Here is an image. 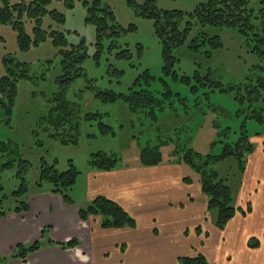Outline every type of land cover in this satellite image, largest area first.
<instances>
[{
	"label": "rangeland",
	"instance_id": "374dc122",
	"mask_svg": "<svg viewBox=\"0 0 264 264\" xmlns=\"http://www.w3.org/2000/svg\"><path fill=\"white\" fill-rule=\"evenodd\" d=\"M92 1L69 0L67 4L64 0H52L47 8L49 10L55 8L63 14V22L57 23L50 19L49 15L44 16L41 29L47 33V40L37 46H30L26 51L18 48L17 33L11 25L0 23V78L8 73V67L14 63L28 66V73L32 78L18 79L17 95L9 119L0 104V140L10 142L14 150V154L10 156L14 159L11 162L12 166L0 170L2 190L0 198L3 199L5 209L13 208L18 203V200L11 194L20 185L17 177L20 171L24 175L27 187V195L22 199L26 200L32 193L50 189L47 182L38 186L44 162L45 167L53 166L58 171H65L69 168L71 160V163L79 170V174L68 194L73 200L79 201L83 199L85 171L89 166L88 161L92 153L99 151L113 153L122 158V164L133 163L138 158L141 146L146 145L148 141L154 145L162 137L173 135V128L178 129L179 137L183 135L181 137L183 141L188 140V126H194L192 145L199 154L204 157L217 156L222 150V144L218 142V131L213 127L214 115L212 114L198 119L201 110L195 109L196 111L192 113L188 111L183 118H174L172 112L166 111L162 113L161 120L153 123L148 120L142 109L131 111L121 99L110 103L95 97V91L98 89L128 93L129 87L133 85L137 77L142 86L148 87L156 95L162 97L160 93L163 84L160 79L163 73L161 44L154 32L153 19L137 11L144 6L145 0H132L136 8L131 6L128 0H102L103 4L113 11L121 33L116 39L115 47L109 48L110 37L103 39V46L98 55H96L98 50L95 26L85 20L87 9L84 2ZM201 1L204 0H154L150 5L152 10L192 12L196 4ZM1 2L2 0H0V6ZM11 2L15 1L11 0ZM185 21L186 17L180 21V27L184 26ZM32 26L33 22L24 18V28L27 33H31ZM192 28L188 39L198 30L196 24ZM52 31L65 35L67 45L62 48L63 50H70L71 45L82 42L86 52L82 64L83 74L64 88H59L57 82V78L62 74L61 55L58 53L60 49L52 43V37L49 35ZM213 33L221 36L223 49L215 52L211 59L205 60L200 55H191L183 46L176 51L179 61L174 64V71L178 75L190 76L194 70L214 67L226 81L229 79L243 80L257 64L256 58L247 51L243 37L236 30L227 28L221 32L215 30ZM123 49L125 52L121 56L118 55V52ZM9 59L12 61L6 62ZM145 70L153 76L149 85H146L142 76ZM223 70L228 73V77L223 74ZM167 80L173 92L193 100L188 87ZM61 98L76 105L73 109V121L79 124V132L78 141L75 144H62L54 138L64 135L73 138L77 135L72 131L70 123L66 125V129L62 130L61 127H57L54 131V127L47 120L50 109L57 105L56 99ZM209 100L215 105L230 109L232 114L234 113V106L229 97L215 94ZM182 107L178 102L177 109L183 112ZM221 121L224 128L227 126L234 132L239 131L240 120L237 118L227 121L221 119ZM157 124H162L160 131L156 127ZM102 126L111 129L102 131L101 128H104ZM247 129L251 136L250 140L251 138L259 140L261 136L257 134L263 133L262 125L255 121H247ZM58 131L64 135H55ZM235 136L232 137L233 140ZM181 144L180 139L179 145ZM0 145L4 146L2 143ZM172 147L169 144L160 148L162 155L169 160L171 159L168 153ZM8 158L7 152L0 151V166L7 162ZM18 158L27 160L29 163L19 162ZM209 167L229 185L234 199L241 177L237 161L234 158H227L214 161ZM185 168L186 177L198 178V174L191 167L187 165Z\"/></svg>",
	"mask_w": 264,
	"mask_h": 264
},
{
	"label": "trees",
	"instance_id": "16d2710c",
	"mask_svg": "<svg viewBox=\"0 0 264 264\" xmlns=\"http://www.w3.org/2000/svg\"><path fill=\"white\" fill-rule=\"evenodd\" d=\"M2 0L0 6V23L9 24L16 31V40L18 48L26 51L30 46L47 40V33L41 29L43 17L49 15L50 19L62 23L63 14L59 13L55 8L49 10L47 6L52 0ZM67 4L69 0H64ZM129 4L135 7L132 0H128ZM154 0H145L144 6L137 11L145 17L153 19L154 32L161 44L162 56V73L160 81L162 85V97L156 95L148 87L142 86L140 79L137 77L133 85L129 87L128 93L115 92L113 90H96L95 97L103 102H115L121 99L128 105L131 111L142 109L148 120L153 123L161 120L162 113L166 111L172 112L175 117H184L188 111L194 112L195 109L201 110L200 117L207 114L214 115L213 127L218 131V142L222 144V150L217 156H202L193 147V127L188 125V140H184L178 136V129L173 128V135L162 137L156 144L149 141L146 145L141 146L138 153L139 163L142 165H157L163 161L161 147L172 145V150L168 153L170 161L175 163H184L191 167L198 174V181L201 186L202 193L207 197V210L215 211V225L219 229H223L226 223L235 215L237 211L246 214L250 211V205L242 210L234 205V199L231 188L224 179L218 177L217 173L210 169L209 165L214 161L234 158L237 161L238 172L242 173L245 168L247 156L253 151L254 143L250 140L247 121H255L262 125L264 135V0H204L196 4L192 12H183L182 10H152ZM87 9L86 21L95 26V37L97 52L99 54L102 48L103 39L111 38L109 48L116 46V39L121 33V28L115 20V15L111 8L103 4L102 0H93L92 2H84ZM136 8V7H135ZM186 17L183 27H180V21ZM24 18L33 22L31 33H27L24 28ZM196 24L198 30L189 39L192 32V26ZM225 28L236 30L243 38V42L247 51L256 58L257 64L253 66L250 74H247L243 80L229 79L225 80L216 68L206 67L204 69L194 70L189 75H178L173 66L179 61L176 51L183 46L187 48L191 55H200L203 59L209 60L218 50L223 49V41L219 34L213 31H222ZM52 37V43L57 46L61 55V75L57 78L59 88L70 85L76 78L83 74V61L86 52L82 42L73 44L70 50H63L67 45L66 37L58 31H52L49 34ZM188 39V40H187ZM125 49L118 52L122 55ZM12 61L11 59L6 60ZM199 65V64H198ZM8 73L0 78V104L6 111L7 119L12 112L14 101L17 95L18 79H32L28 73V66L25 64L14 63L7 69ZM225 76L228 73L223 70ZM146 85H149L153 76L148 70L142 74ZM171 83H180L188 87L189 93L193 100L182 97L179 93L172 90ZM139 86V87H137ZM219 94L227 96L231 99L234 106V113L219 105L211 103L209 98L212 95ZM175 97V98H174ZM57 105L50 109L47 120L54 127L66 129L67 124L72 125V131L77 135L66 137L55 136L62 144L78 141L79 124L73 121V114L76 105L67 99H56ZM180 103L183 112L177 109V103ZM157 113H160L159 115ZM231 118L240 120L239 131H232L229 127H223L221 119L227 121ZM196 123V121H195ZM162 124L156 125L157 129H162ZM102 131L111 129L102 126ZM165 128V126H164ZM54 133V132H53ZM52 134V133H51ZM236 135V136H235ZM77 136V137H76ZM235 136L234 140L232 137ZM76 137V138H75ZM161 138V137H159ZM72 139V140H71ZM182 144L179 145V140ZM232 139V140H231ZM252 139V138H251ZM229 140V141H228ZM0 151L7 152L9 158L7 162L0 166L1 169L12 166L10 156L14 154L12 144L0 140ZM215 143V142H214ZM264 152V142H263ZM21 158V157H20ZM19 162L29 163L27 160ZM70 166L65 171H58L56 167L47 166L45 162L42 164L40 171V180L38 186L43 182L50 185V191L59 194L67 203H71L72 199L68 191L74 185L79 170L70 160ZM88 165L95 170H111L122 165V158L111 153L99 151L92 153ZM20 171V170H19ZM22 171L18 172L17 177L20 185L17 190L12 192V196L18 200L17 205L13 208H3V199L0 198V215L3 216L9 211H26L27 187ZM185 181L190 182L191 178L185 177ZM0 187V192H1ZM98 216L101 218L100 225L103 228H119L135 226L134 218L125 211L118 203L105 197L97 196L92 199L84 208L79 210V217L87 220L89 217ZM45 231L41 237L45 236ZM77 242L71 240L68 246H73ZM251 246L256 245L255 241H251ZM40 247V242L36 241L29 246L18 244L15 247L14 256L25 259L27 253L33 252ZM6 257H0V264H3ZM179 264H209L206 257L202 253L193 256H183L179 258Z\"/></svg>",
	"mask_w": 264,
	"mask_h": 264
},
{
	"label": "crops",
	"instance_id": "0c3cea01",
	"mask_svg": "<svg viewBox=\"0 0 264 264\" xmlns=\"http://www.w3.org/2000/svg\"><path fill=\"white\" fill-rule=\"evenodd\" d=\"M251 139L234 197L237 211L223 229L198 178L186 177V164L163 157L157 165L138 158L111 170L85 171L83 199L67 203L59 194L32 193L26 211L0 215L3 264H179V258L202 253L209 264H264V135ZM97 196L118 203L135 226L103 228L98 216L82 220L79 210ZM45 231V236L41 237ZM76 244L68 246V242ZM251 240L256 245L251 246ZM39 241L25 259L15 247Z\"/></svg>",
	"mask_w": 264,
	"mask_h": 264
}]
</instances>
